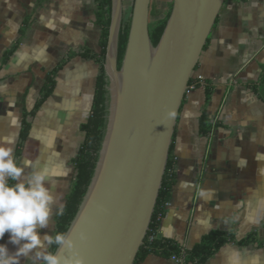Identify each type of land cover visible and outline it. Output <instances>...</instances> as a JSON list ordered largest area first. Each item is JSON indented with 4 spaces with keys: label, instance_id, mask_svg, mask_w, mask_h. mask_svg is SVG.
<instances>
[{
    "label": "crops",
    "instance_id": "0c3cea01",
    "mask_svg": "<svg viewBox=\"0 0 264 264\" xmlns=\"http://www.w3.org/2000/svg\"><path fill=\"white\" fill-rule=\"evenodd\" d=\"M96 12L97 0H0V140H15L26 173L49 172L56 205L41 237L54 235L85 137L101 64L80 53L100 52ZM63 61L21 141L23 112ZM263 65L264 0H225L192 73L199 85L179 108L171 142L177 180L158 229L185 249L211 230L234 236L202 264H264V156L256 158L264 154V101L253 90ZM203 110L207 134L199 130ZM250 234L253 241L237 243ZM8 241L6 234L1 244L15 252ZM137 264L179 263L150 254Z\"/></svg>",
    "mask_w": 264,
    "mask_h": 264
},
{
    "label": "water",
    "instance_id": "95a60500",
    "mask_svg": "<svg viewBox=\"0 0 264 264\" xmlns=\"http://www.w3.org/2000/svg\"><path fill=\"white\" fill-rule=\"evenodd\" d=\"M150 1H132L118 69L123 0H112L104 62L107 124L90 185L67 230L75 248L63 254L66 264H133L151 221L188 81L225 0H172L155 46L148 30ZM170 110L175 118H169Z\"/></svg>",
    "mask_w": 264,
    "mask_h": 264
},
{
    "label": "trees",
    "instance_id": "16d2710c",
    "mask_svg": "<svg viewBox=\"0 0 264 264\" xmlns=\"http://www.w3.org/2000/svg\"><path fill=\"white\" fill-rule=\"evenodd\" d=\"M130 1L132 4L133 0ZM162 3H167L165 9L163 8ZM171 9L172 0H170L169 2H166L165 0L150 1L148 30L149 37L153 46H155L160 39V36L169 18ZM111 12L112 0H97L96 21L101 28L100 52L80 53L82 57L94 58L101 64V67L96 78L90 115L87 122L84 124L83 131L85 133V137L83 142L79 146L77 156L73 160L74 180L72 188L61 208V210L63 211V215H56L54 235L57 231H67L71 222L73 221L90 185L98 161L99 151L102 146L108 116V82L104 70V62L109 25L111 21ZM130 16L131 11L126 17L124 16L123 8V16L119 29L117 46L118 69L121 66L126 48L130 27ZM206 42L204 46L206 45ZM12 51V49H9L3 54V62L6 61L7 57L12 53ZM63 64L64 61L61 62L49 76H47L45 83L40 91L39 98L35 102L33 109L30 112H23V122L20 131L21 141L26 138L29 131V122L27 121V118L33 116L46 100V98L50 95L55 83L54 75ZM188 85H193L194 87L199 85V83L194 79L193 74L188 81ZM253 90L264 101V65L261 68V74L258 83L253 85ZM205 91L206 97L208 98L211 93V88L206 86ZM209 129L210 126L208 124L206 112L203 110L199 116V130L202 134H207L209 132ZM171 149L172 143L169 148L167 163L156 199L155 207L152 213L151 221L144 237L143 243L139 247V250L135 256L133 264H137L150 254L158 255L164 258H171L172 256H176L180 259L179 264H202L223 244L234 241V236L230 233L211 230L203 235L200 241L196 243L191 249H185L180 246L174 239L162 236L158 233L162 217L165 213V204L171 198L172 188L177 180L174 169L175 158L172 155ZM18 156L19 152L17 151V157ZM253 240L254 236L253 234H250L246 238L238 240L237 243L239 245H245ZM1 242L2 240H0V244ZM55 249L56 245H52L51 250L55 251Z\"/></svg>",
    "mask_w": 264,
    "mask_h": 264
},
{
    "label": "clouds",
    "instance_id": "9594fccd",
    "mask_svg": "<svg viewBox=\"0 0 264 264\" xmlns=\"http://www.w3.org/2000/svg\"><path fill=\"white\" fill-rule=\"evenodd\" d=\"M168 116L175 118V110H170ZM14 145L11 137L0 140V240L8 234V242L16 247L11 252L6 244H0V264H21V259L29 258L33 264H66L63 254L75 248L71 231L40 235V230L49 226L56 205L49 172L44 169L26 173ZM262 156L258 153L257 160ZM261 172L264 174V169ZM58 214L63 215V211ZM80 237L87 239L84 232ZM52 245H56L55 251L51 250Z\"/></svg>",
    "mask_w": 264,
    "mask_h": 264
},
{
    "label": "rangeland",
    "instance_id": "374dc122",
    "mask_svg": "<svg viewBox=\"0 0 264 264\" xmlns=\"http://www.w3.org/2000/svg\"><path fill=\"white\" fill-rule=\"evenodd\" d=\"M163 1V0H161ZM166 2H169L170 0H165ZM163 4V3H162ZM131 1L130 0H123V8H124V16L126 17L130 11H131ZM167 6V3L163 4V8L165 9V7ZM162 9V10H164Z\"/></svg>",
    "mask_w": 264,
    "mask_h": 264
},
{
    "label": "built area",
    "instance_id": "2783aa9c",
    "mask_svg": "<svg viewBox=\"0 0 264 264\" xmlns=\"http://www.w3.org/2000/svg\"><path fill=\"white\" fill-rule=\"evenodd\" d=\"M167 205H168V203L165 204V206H167ZM171 258H172V260L176 261L177 263L180 262V259L176 256H172Z\"/></svg>",
    "mask_w": 264,
    "mask_h": 264
}]
</instances>
